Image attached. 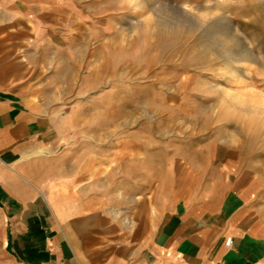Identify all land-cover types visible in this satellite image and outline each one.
I'll use <instances>...</instances> for the list:
<instances>
[{"label":"crops","instance_id":"1","mask_svg":"<svg viewBox=\"0 0 264 264\" xmlns=\"http://www.w3.org/2000/svg\"><path fill=\"white\" fill-rule=\"evenodd\" d=\"M103 66L104 0H0V264H264L262 184L225 149L129 193L140 149L80 140Z\"/></svg>","mask_w":264,"mask_h":264},{"label":"rangeland","instance_id":"2","mask_svg":"<svg viewBox=\"0 0 264 264\" xmlns=\"http://www.w3.org/2000/svg\"><path fill=\"white\" fill-rule=\"evenodd\" d=\"M100 74L70 110L104 160L124 144L140 149L143 182L126 179L129 193L225 149L222 159L260 179L264 204V0H104Z\"/></svg>","mask_w":264,"mask_h":264},{"label":"built area","instance_id":"3","mask_svg":"<svg viewBox=\"0 0 264 264\" xmlns=\"http://www.w3.org/2000/svg\"><path fill=\"white\" fill-rule=\"evenodd\" d=\"M231 243H232V238H228L227 241H226V244L230 245Z\"/></svg>","mask_w":264,"mask_h":264}]
</instances>
